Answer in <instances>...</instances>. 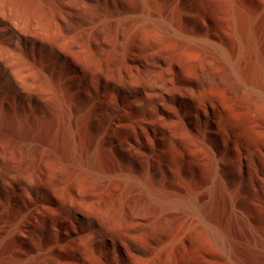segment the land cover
I'll return each instance as SVG.
<instances>
[{"label": "bare ground", "instance_id": "1", "mask_svg": "<svg viewBox=\"0 0 264 264\" xmlns=\"http://www.w3.org/2000/svg\"><path fill=\"white\" fill-rule=\"evenodd\" d=\"M262 204L264 0H0V264H264Z\"/></svg>", "mask_w": 264, "mask_h": 264}, {"label": "rangeland", "instance_id": "2", "mask_svg": "<svg viewBox=\"0 0 264 264\" xmlns=\"http://www.w3.org/2000/svg\"><path fill=\"white\" fill-rule=\"evenodd\" d=\"M145 33V32H144ZM144 33H143V35H144ZM230 41L231 42H227L228 44L227 45H225V44H219V45H215V46H235L234 45V41H233V38L231 37V39H230ZM223 50V51H222ZM214 54L217 56V57H220L222 60H224V61H230V59H229V57L227 56V54H226V52L224 51V48H215L214 49ZM226 54V55H225ZM53 160H51L50 162L49 161H47V163H50V165L51 166H55V161H53ZM207 168V167H206ZM207 171H206V173H207V175L209 174V172H208V170H209V167L206 169ZM206 175V176H207ZM205 176V177H206ZM209 176V175H208ZM208 178V177H207ZM207 178H205V179H207ZM203 182V181H202ZM206 182V181H205ZM202 187H205L204 189H203V191H209V187H207V182H206V184H202ZM215 189V188H214ZM242 198H243V203H244V205H251L252 203H251V201L248 199V197L247 196H242ZM254 200H255V198H254ZM253 201V200H252ZM254 203L256 202L257 203V200L256 201H253ZM255 203V204H256ZM260 206V205H259ZM262 206V207H261ZM260 207H255V209H254V211H253V215H254V219H255V221H257V223H259L261 226H264V204H262Z\"/></svg>", "mask_w": 264, "mask_h": 264}]
</instances>
